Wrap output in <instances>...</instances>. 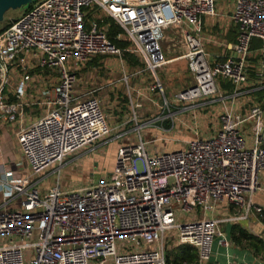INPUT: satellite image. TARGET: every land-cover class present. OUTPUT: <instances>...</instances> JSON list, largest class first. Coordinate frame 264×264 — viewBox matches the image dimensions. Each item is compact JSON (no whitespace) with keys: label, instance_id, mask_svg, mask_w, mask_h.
I'll list each match as a JSON object with an SVG mask.
<instances>
[{"label":"built area","instance_id":"1","mask_svg":"<svg viewBox=\"0 0 264 264\" xmlns=\"http://www.w3.org/2000/svg\"><path fill=\"white\" fill-rule=\"evenodd\" d=\"M214 0H34L27 10L0 28V118L19 115L32 70H44L42 103L46 110L15 133L29 177L8 176L0 182L6 199L19 208H0V264H165L162 238L173 232L178 244L195 249L201 264L213 241L228 247L219 221L261 216L251 201L264 172L261 118L264 101L235 113L222 110L219 128L208 137L194 136L171 151L146 150V141L118 146L111 170L77 190L57 180L39 192L36 178L47 167L108 135L99 100L77 96L75 70L97 55L121 50L105 34L106 25L88 21L90 11L111 18L121 28L116 39L153 70L163 63L158 42L167 30L179 38L190 83L174 94L184 107L223 98L220 82L234 98L247 81L246 57L252 39L264 55V0H233L228 14L235 28L232 54L209 61L202 45L201 17L213 14ZM7 66L11 68H7ZM16 68V69H13ZM16 70L13 102L2 89ZM50 70H54L50 73ZM149 91L161 93L155 79ZM249 120L251 142L241 126ZM6 172L5 174H8ZM9 175V174H8ZM32 178V179H31ZM226 201L242 213L218 220L212 216L179 219L184 213H212Z\"/></svg>","mask_w":264,"mask_h":264},{"label":"crops","instance_id":"2","mask_svg":"<svg viewBox=\"0 0 264 264\" xmlns=\"http://www.w3.org/2000/svg\"><path fill=\"white\" fill-rule=\"evenodd\" d=\"M232 6L233 0H214L213 14L201 17L202 45L209 61L222 59L233 53L230 46L235 40L236 32L228 18ZM256 42L259 45L257 39H252L246 57L247 81L234 98L228 96L231 87L225 82H220V92L224 96L221 99L200 101L188 107H184V103L174 99V94L188 85L191 78L187 72L185 61L181 57L184 47L172 30H167L164 37L158 42V54L164 62L153 70L148 69L142 59L134 53L131 55L136 59L135 63L127 61L121 53L118 55H97L100 56L99 62L104 69L102 75L96 77L93 76V71H86L82 77L76 78L73 93L85 97L90 92L98 90L99 98L97 99H100L101 109L109 123V133L106 137H102L104 139L102 143L108 142L106 143L109 145L106 154L112 161L118 146L134 143L138 139H142V135H151L152 139L158 140L171 136V134L179 135L183 130H191L192 133L188 132L191 133V137H186L188 139L194 136L208 137L215 134L219 128L217 115L222 110L244 113V110L250 105L264 101V55L256 50L258 47L255 45ZM31 72L32 79L25 90L17 119L6 122L0 118V182L8 180V176L31 177L27 164L18 150L15 133L18 128L33 121L46 110L42 103L44 95L41 92L48 78L47 72L44 70L35 69ZM17 77L16 70L9 71V84L2 89L4 102L14 101L12 91ZM155 79L161 85V93L148 89ZM250 124L249 120H245L241 126L246 145L251 142ZM261 126L262 145L264 146V113L261 118ZM152 139H147V141ZM82 149L67 155L61 165L73 158L75 163L86 165L87 155L91 152L96 153V150L95 147L90 152ZM18 156H21L19 160L16 159ZM98 157L100 160L92 162L91 170L87 171L89 175L95 169L102 170L104 159L103 156ZM111 168L112 166L107 169L106 173H102V176L107 174ZM103 170L99 172H103ZM6 172H9V175L5 174ZM46 173L43 171L36 178V186L41 193L54 184L41 188L38 186L39 180ZM85 175H87L86 172L83 176ZM92 181L85 178L84 186ZM258 181L260 188L251 195V201L261 207L260 217L251 211L245 218L222 221L223 218L242 213L240 208L233 207L224 200L216 204L212 213L197 211L191 214L193 217L212 216L221 220L218 223V228L223 238L229 242L228 247H223L217 243L218 237H216L209 258L201 264H264V172H259ZM19 200L18 198L5 200L3 191L0 189L1 209H11L8 204L17 206ZM234 225L259 238L263 243V249L253 252L248 241L240 240L237 243L231 241L230 230ZM183 245L175 241L171 244V248L177 251L183 248ZM190 247L194 252L195 249ZM193 261L188 263L182 261V264H197L196 260Z\"/></svg>","mask_w":264,"mask_h":264},{"label":"rangeland","instance_id":"3","mask_svg":"<svg viewBox=\"0 0 264 264\" xmlns=\"http://www.w3.org/2000/svg\"><path fill=\"white\" fill-rule=\"evenodd\" d=\"M22 9L21 8H17V9H7L3 15H2V19L0 20V28H4L6 27V25L9 23V20L12 18L17 17L18 15H20L22 13ZM88 21H94V23L97 26H100L98 23L99 21H101L102 19L105 18V16L100 13V12H94V11H90L88 14ZM100 56H93L91 57L89 60H87L82 66H80L79 68H77L75 70V76L76 78L81 76L87 71H93L92 74L93 76L96 77H100L102 75V72L104 71L103 67H101V64L99 62ZM9 66H7L8 68ZM11 68V67H9ZM16 69V68H13ZM54 70H50V73H53ZM9 84V82L5 84V86H7ZM97 91L95 90L93 92H90L89 94H87V96H94L96 98H99L97 95ZM100 100V99H99ZM103 112V110H102ZM105 121L107 126L109 127V123L107 122V116H105V113L103 112ZM191 131V130H190ZM190 131H182V133L178 134H171V136H166L165 138H159L158 140H154V138L152 139L151 135H142V140H145L146 143V150L150 153L152 151H171V150H176L179 149L181 147H184L185 142L187 140H189L186 137H191V133H188ZM106 137V136H105ZM147 139H152V140H148ZM104 142V139H99L97 140L92 147H87L84 148L82 150L84 151H91L92 148L95 147L96 153H89L87 155V162L86 165H79L77 163L74 162V158L68 160L67 162L63 163L60 167H59V172L58 175L56 176V172L54 170V168L58 165H51L49 167H47L44 171H46V175L39 180V184L38 186L41 187H45L46 185H51L52 183H54L56 180L58 181L59 185L67 191H71V190H77L79 189L81 186H84L85 182V178L91 179L93 181H96L99 177L102 176V173H106L107 169L109 167L112 166L113 161L109 159V155L106 154V151L108 150L109 145H106V143H102ZM81 150V151H82ZM108 152V151H107ZM98 153V154H97ZM109 154V153H108ZM70 155V154H69ZM98 156H103L102 158L104 159V163L102 165V170L103 172H99L102 170H96L94 172H92L90 175L88 174L87 171L91 170V165L92 162H96L99 157ZM115 157V156H114ZM21 158V156H18V158H16L17 160H19ZM100 160V159H99ZM83 166V167H82ZM84 172L87 173V175L83 176ZM85 182V183H84ZM9 207H11V209L14 208H19V205H10L8 204ZM191 214L193 213H184L182 214V216L179 217V219H190L192 216ZM175 236L173 234V232H168L167 234H165V236H163L162 238V244L163 247L165 248L166 245V249H164V253L165 254H169L172 250L171 248V244L173 242H175Z\"/></svg>","mask_w":264,"mask_h":264},{"label":"trees","instance_id":"4","mask_svg":"<svg viewBox=\"0 0 264 264\" xmlns=\"http://www.w3.org/2000/svg\"><path fill=\"white\" fill-rule=\"evenodd\" d=\"M28 7L29 5L26 7H22L21 9L24 12L28 9ZM98 24L100 26L104 24L106 25V36L113 45L121 50L122 57H124L130 63H135L136 59L134 58V56H132L128 51L124 50L127 42L125 40L115 38V35L121 33L122 31L119 25L109 17L102 19ZM255 45H258V42H256ZM230 238L231 241L235 243L239 242L240 240L248 241V245L252 247L253 252H258L260 249H263V243L259 238L252 236L238 226H231ZM195 254V251L193 252L192 248L188 244H184L183 248L177 251L172 250L171 253L165 254V264H182V261H185L187 263L191 261L194 262L193 260H196Z\"/></svg>","mask_w":264,"mask_h":264},{"label":"water","instance_id":"5","mask_svg":"<svg viewBox=\"0 0 264 264\" xmlns=\"http://www.w3.org/2000/svg\"><path fill=\"white\" fill-rule=\"evenodd\" d=\"M34 0H0V20L7 9H17L28 6Z\"/></svg>","mask_w":264,"mask_h":264}]
</instances>
